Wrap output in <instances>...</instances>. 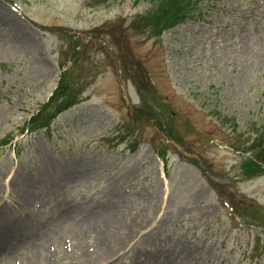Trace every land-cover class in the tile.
<instances>
[{
	"label": "rangeland",
	"instance_id": "rangeland-1",
	"mask_svg": "<svg viewBox=\"0 0 264 264\" xmlns=\"http://www.w3.org/2000/svg\"><path fill=\"white\" fill-rule=\"evenodd\" d=\"M99 209V264H264V0H0V264H91Z\"/></svg>",
	"mask_w": 264,
	"mask_h": 264
},
{
	"label": "bare ground",
	"instance_id": "bare-ground-1",
	"mask_svg": "<svg viewBox=\"0 0 264 264\" xmlns=\"http://www.w3.org/2000/svg\"><path fill=\"white\" fill-rule=\"evenodd\" d=\"M96 211V210H95ZM98 215H102V213H105L108 216L109 221H107L106 223H101L98 224L96 226H94L92 229L95 230V232H97L98 234V238L97 241H102V245L101 249H104V240H106V235H113V229L115 227H117V225L119 224V220L117 217V214L115 211H113V213H109L108 210H98L96 211ZM4 232L0 231V255H6L8 254H12L13 253H17V250L20 249V247H22V245L29 239L31 238L30 232L27 231V228L20 225V224H16V226H6L5 229L3 230ZM27 231V232H26ZM90 229L87 230H83L84 233H86L87 235L91 234ZM107 233V234H106ZM133 235H130L128 238L132 237ZM127 238V237H125ZM85 254H87L86 250H83ZM154 255L151 254L148 256L147 261H151L154 262ZM111 257V253L109 251H107V249H104V251H102L99 256H97L95 258V260H93V262H91V264H99V262L104 261V259L106 258H110ZM117 259H111L108 262L105 263H115ZM110 263V264H111Z\"/></svg>",
	"mask_w": 264,
	"mask_h": 264
},
{
	"label": "trees",
	"instance_id": "trees-1",
	"mask_svg": "<svg viewBox=\"0 0 264 264\" xmlns=\"http://www.w3.org/2000/svg\"><path fill=\"white\" fill-rule=\"evenodd\" d=\"M184 2H186V0H183ZM182 12H180V14H181ZM180 14H179V16H180ZM51 100L53 101V99L51 98Z\"/></svg>",
	"mask_w": 264,
	"mask_h": 264
}]
</instances>
